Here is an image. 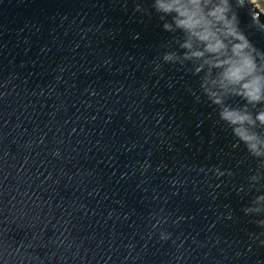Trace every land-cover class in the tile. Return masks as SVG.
Instances as JSON below:
<instances>
[{
    "label": "water",
    "instance_id": "obj_1",
    "mask_svg": "<svg viewBox=\"0 0 264 264\" xmlns=\"http://www.w3.org/2000/svg\"><path fill=\"white\" fill-rule=\"evenodd\" d=\"M158 3L0 0V264H264V103ZM228 3L264 75V12Z\"/></svg>",
    "mask_w": 264,
    "mask_h": 264
},
{
    "label": "clouds",
    "instance_id": "obj_2",
    "mask_svg": "<svg viewBox=\"0 0 264 264\" xmlns=\"http://www.w3.org/2000/svg\"><path fill=\"white\" fill-rule=\"evenodd\" d=\"M211 2L212 0H159L158 8L165 13L175 12L177 27L183 29L190 39L195 38L203 45V52H194L192 55L199 57L209 53L214 56L208 63L222 69L219 76L222 87L232 86L235 91V86H239L240 90L236 94L242 96L247 103H264V75L258 74L254 57L246 51L251 46L246 36L238 30L236 15L233 14L231 19L226 15L230 11L228 0H220L219 4L208 10L207 6ZM237 3L243 7L245 0H237ZM253 19L257 20L259 16H254ZM164 27L167 29L170 25L165 24ZM229 38L239 42L229 46L226 43ZM184 47L191 48L192 44L189 42ZM221 118L232 125H239L233 131L246 144L256 139L244 127L245 122L254 123L247 112L225 108ZM256 119L264 124V112H260ZM251 147L254 148L255 144H251Z\"/></svg>",
    "mask_w": 264,
    "mask_h": 264
},
{
    "label": "rangeland",
    "instance_id": "obj_3",
    "mask_svg": "<svg viewBox=\"0 0 264 264\" xmlns=\"http://www.w3.org/2000/svg\"><path fill=\"white\" fill-rule=\"evenodd\" d=\"M253 5L258 7L262 12H264V0H251Z\"/></svg>",
    "mask_w": 264,
    "mask_h": 264
}]
</instances>
